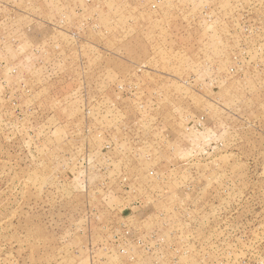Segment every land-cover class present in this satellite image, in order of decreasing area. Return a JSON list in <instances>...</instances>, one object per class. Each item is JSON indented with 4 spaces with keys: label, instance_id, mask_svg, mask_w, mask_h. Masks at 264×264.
Wrapping results in <instances>:
<instances>
[{
    "label": "rangeland",
    "instance_id": "1",
    "mask_svg": "<svg viewBox=\"0 0 264 264\" xmlns=\"http://www.w3.org/2000/svg\"><path fill=\"white\" fill-rule=\"evenodd\" d=\"M0 264H264V0H0Z\"/></svg>",
    "mask_w": 264,
    "mask_h": 264
}]
</instances>
